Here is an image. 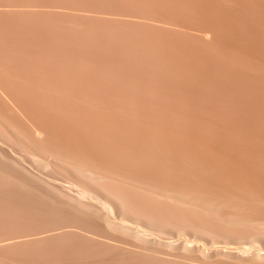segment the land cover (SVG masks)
<instances>
[{"label": "bare ground", "instance_id": "obj_1", "mask_svg": "<svg viewBox=\"0 0 264 264\" xmlns=\"http://www.w3.org/2000/svg\"><path fill=\"white\" fill-rule=\"evenodd\" d=\"M0 264H264V0H0Z\"/></svg>", "mask_w": 264, "mask_h": 264}]
</instances>
